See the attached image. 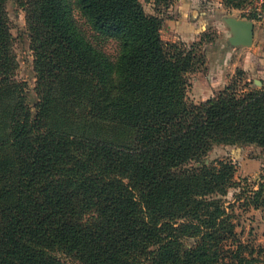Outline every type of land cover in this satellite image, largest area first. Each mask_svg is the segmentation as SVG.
Here are the masks:
<instances>
[{"label": "trees", "instance_id": "1", "mask_svg": "<svg viewBox=\"0 0 264 264\" xmlns=\"http://www.w3.org/2000/svg\"><path fill=\"white\" fill-rule=\"evenodd\" d=\"M140 1L0 0V264H259L221 201L232 162L202 159L214 145L264 150V82L237 71L187 102L195 40L172 51ZM8 5L25 12L33 109L15 80ZM75 12L117 42L114 60Z\"/></svg>", "mask_w": 264, "mask_h": 264}, {"label": "rangeland", "instance_id": "2", "mask_svg": "<svg viewBox=\"0 0 264 264\" xmlns=\"http://www.w3.org/2000/svg\"><path fill=\"white\" fill-rule=\"evenodd\" d=\"M188 1L192 2L195 8H190L188 5H185L187 4L185 0H170L165 3L141 0L140 3L146 15L157 17L163 22H168L167 24H169V26L167 29L163 28L161 33L162 40L165 45L171 46L170 49L176 52H188L186 50L187 45L185 44L193 42L190 41L185 43L181 39H176L174 37L176 30L171 32V26L177 25L174 22L180 21L177 7H179L180 4L183 5L182 9L184 10H182V12H187L189 22L194 18V10H197L199 14L202 13V16L198 17V19L201 22L203 21L199 26L204 30L197 36L198 38L195 39V45L191 52L197 57L194 69L187 75L189 87L186 96L187 102L198 104L199 101L197 100V96L202 91L200 79L203 77V72L205 69L208 71L209 68L211 72L219 71L220 62L218 61H220V58L218 56L224 55L221 53L223 47L230 49L228 38L231 34L224 19L233 17L246 20L245 17L251 15L255 16L262 0H243L238 5L228 4L224 0ZM7 11L10 32L13 38L12 51L18 63L15 80L25 85L24 88L27 99L31 109H33L38 99L35 92L34 58L30 48V38L26 30L25 12L11 5L7 6ZM74 16L80 30L85 34L87 39L114 60L118 51L117 42L114 39H107L96 33L78 13L75 12ZM169 21L174 22L170 23ZM199 43L201 44L200 47L197 45ZM204 45L209 46L205 48V51L209 52L208 57L200 53ZM208 61H210L209 66L207 65ZM203 62L204 64H202L203 66L201 65V67L199 64ZM259 63L263 62H251L248 68L249 73H246V75L250 77H246V79L250 80L253 86H255L253 80H259L260 77L263 76V74L260 73L262 72L261 68L258 67V65H260ZM238 82L239 81H237V83ZM242 84L243 82L238 85V90L241 89ZM229 161L232 162L235 170L234 181L236 185L228 190L226 196L221 197V201L232 217V222L235 225V232L239 240L253 248L254 257L258 259L259 264H264V208L258 209L262 212L261 213L259 211L256 212L255 209L246 205L248 199L253 197V193L260 188L259 185L264 188V150L256 146L236 147L230 145H214L202 159V164L211 166L221 162L229 163ZM245 177H248V179L243 180ZM262 198H264V192L262 193ZM260 217H262V219H260ZM68 262L70 264H76L70 260H68Z\"/></svg>", "mask_w": 264, "mask_h": 264}, {"label": "crops", "instance_id": "3", "mask_svg": "<svg viewBox=\"0 0 264 264\" xmlns=\"http://www.w3.org/2000/svg\"><path fill=\"white\" fill-rule=\"evenodd\" d=\"M190 8H195L192 2H189L188 0H185ZM192 6V7H191ZM183 5H179L177 7L178 14L180 16V21L174 22V21H169L170 23H175L177 24L172 25V31L176 30L175 33V38L181 39L183 42H190L194 41L197 39L198 35L203 32L204 29L200 28V24L203 23L201 22L198 17L202 16V13H197V10L193 11V20L191 22L188 21V15L187 12H182ZM168 22H164V27L166 28L169 26L167 24ZM254 41L251 47H232L230 44V49L223 47L221 50V53L224 54L223 56H218L220 58V64H219V71H214L211 72V69L209 68L208 71L205 69L203 72V77L200 79V82L202 84V91L198 94L197 100L199 103L204 102L210 98H212L215 94L218 92L224 90L233 80V78L236 77V72L237 71H242L244 73V78L245 81L248 83H251L250 86L252 85V82L246 77L250 78L249 75H246V73H249V65L251 62H263L259 63L258 65L259 68H261L260 73L263 74V76L260 77L259 80H253L254 87L257 89H261L263 87V82H264V17L261 18L258 21H254ZM199 26V27H198ZM229 39V38H228ZM196 41V40H195ZM208 46V45H207ZM209 47V46H208ZM207 47V48H208ZM229 47V46H228ZM205 56H209V52L204 51L203 52ZM217 57V59H218ZM207 63V62H206ZM205 63V65H206ZM207 65H210V61H208ZM199 71V70H198ZM197 71V72H198ZM230 80V81H229ZM229 82V84H228ZM259 210H256L258 212ZM261 212V211H259ZM262 213V212H261ZM258 214V213H257ZM262 219V217H260Z\"/></svg>", "mask_w": 264, "mask_h": 264}, {"label": "water", "instance_id": "4", "mask_svg": "<svg viewBox=\"0 0 264 264\" xmlns=\"http://www.w3.org/2000/svg\"><path fill=\"white\" fill-rule=\"evenodd\" d=\"M231 36L228 39L232 47H251L254 41V23L249 20L228 17L224 19Z\"/></svg>", "mask_w": 264, "mask_h": 264}, {"label": "built area", "instance_id": "5", "mask_svg": "<svg viewBox=\"0 0 264 264\" xmlns=\"http://www.w3.org/2000/svg\"><path fill=\"white\" fill-rule=\"evenodd\" d=\"M256 16L259 18L264 17V0L261 1L260 7L258 8L256 12Z\"/></svg>", "mask_w": 264, "mask_h": 264}]
</instances>
